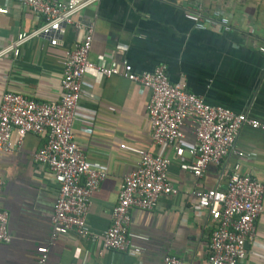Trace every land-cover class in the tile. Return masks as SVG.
Segmentation results:
<instances>
[{"label":"crops","instance_id":"obj_1","mask_svg":"<svg viewBox=\"0 0 264 264\" xmlns=\"http://www.w3.org/2000/svg\"><path fill=\"white\" fill-rule=\"evenodd\" d=\"M198 5L207 14L221 11L232 30H197ZM1 8L8 13L0 14V52L42 25V18L17 0H0ZM76 19L94 24L92 63L130 65L136 74L163 65L172 84L184 81L187 90L208 105L264 124V0H100ZM81 38V32L67 27L58 48L39 37L0 57V105L6 92L41 104L58 102L63 95L59 60L64 49ZM150 95L136 83L90 70L82 80L73 123L75 144L93 167L107 174L91 199L87 224L93 232L108 229L123 179L139 164V156L121 146L170 161L169 177L178 194L160 198L152 212H131L134 255L100 256V243L74 233L52 240L58 186L34 161L43 139L27 134L18 149L0 154V210L8 213L11 235L9 244H0V264H162L167 255L184 264H209L214 223L206 213L196 212L193 192L224 188L226 175L233 172L252 175L264 185V134L244 127L235 146L250 157L229 156L223 166L210 165L197 179L188 153L195 143L194 127L185 123V138L177 146L153 144L147 115ZM16 138L14 131L12 140ZM256 230L251 255L242 264H264V200ZM40 248L47 249L44 263Z\"/></svg>","mask_w":264,"mask_h":264},{"label":"built area","instance_id":"obj_2","mask_svg":"<svg viewBox=\"0 0 264 264\" xmlns=\"http://www.w3.org/2000/svg\"><path fill=\"white\" fill-rule=\"evenodd\" d=\"M20 6L42 18V25L30 35L12 42L0 52V57L27 41L43 38L51 48H58L65 29L70 27L82 33L80 41L64 49L59 65L63 95L58 102L37 103L23 95L6 92L0 105V154L18 149L27 134L43 139L34 155L37 165L45 168L58 186L52 217V240L70 233L85 241L100 243L98 255L107 252L134 253L130 250L129 226L131 212L156 210L162 197L178 194L169 177L170 161L144 150L127 146L139 156L135 170L126 175L111 212V224L103 232H93L87 224L91 199L107 174L93 167L77 147L73 123L81 98L84 76L95 70L103 78L121 77L150 90L148 121L151 140L157 146H177L185 138L186 122L194 127L195 143L188 150L192 159L193 174L202 178L210 165L223 166L229 156L248 158L249 154L236 148L235 143L244 127L260 130L264 124L235 114L223 107L208 105L202 98L190 93L184 81L172 84L163 65L152 72L136 74L130 65L105 67L89 60L95 27L76 17L100 0H17ZM197 30L217 26L232 30L229 18L216 10L207 14L197 6ZM8 10L0 9V14ZM264 54V47L260 48ZM16 131L17 138L12 140ZM221 175L226 173L221 170ZM226 186L209 190H195L196 212L205 214L214 225L209 238V264H242L251 255L250 244L256 239V222L263 213L264 185L254 176L233 172L226 175ZM3 181L0 180V189ZM8 213L0 210V244H9ZM46 260V248L38 250ZM137 254V252H136ZM162 264H184L179 258L167 255Z\"/></svg>","mask_w":264,"mask_h":264}]
</instances>
